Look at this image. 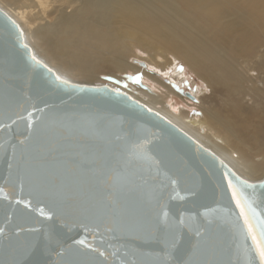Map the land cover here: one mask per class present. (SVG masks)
<instances>
[{
    "label": "water",
    "instance_id": "1",
    "mask_svg": "<svg viewBox=\"0 0 264 264\" xmlns=\"http://www.w3.org/2000/svg\"><path fill=\"white\" fill-rule=\"evenodd\" d=\"M105 79L118 86L61 76L0 6V264H249L228 180L254 184L264 216V178L242 177L144 87Z\"/></svg>",
    "mask_w": 264,
    "mask_h": 264
},
{
    "label": "bare ground",
    "instance_id": "2",
    "mask_svg": "<svg viewBox=\"0 0 264 264\" xmlns=\"http://www.w3.org/2000/svg\"><path fill=\"white\" fill-rule=\"evenodd\" d=\"M4 1L24 9V14L34 0ZM71 1L79 3L74 8L64 6L54 20L41 23L31 41L19 22L38 58L64 78L88 84H103L96 80L104 67L116 69L121 81L128 70L145 72L142 67L148 65L138 58L137 49L147 54L149 63L161 64L164 70L173 63L159 60L167 54L184 60L214 89V103L204 107L207 123L192 113L183 117V107L172 108L162 96L150 92V87H144L150 94L147 100L132 93L220 156L242 177L250 181L264 178L258 177L264 170V0ZM148 76L163 85L169 95L178 92L182 99L189 97L199 104L205 96L203 87L189 95L186 91L185 97L176 85L163 83L160 75ZM176 82L180 83L178 78ZM130 84L123 89L131 92ZM136 86L142 89L140 83ZM243 141L249 144L246 153L235 150V143L245 144Z\"/></svg>",
    "mask_w": 264,
    "mask_h": 264
},
{
    "label": "rangeland",
    "instance_id": "3",
    "mask_svg": "<svg viewBox=\"0 0 264 264\" xmlns=\"http://www.w3.org/2000/svg\"><path fill=\"white\" fill-rule=\"evenodd\" d=\"M0 2H1L0 6L2 8L5 6V8L3 9L9 12L12 16H14V18L18 20V22L22 24V26L24 27L27 33L28 40L30 41L32 40L34 31L40 26L41 23L54 20L55 14H57L58 10L62 9L64 6H66L67 8H70L71 6V8H74L79 3L77 1L72 2L71 0L70 1L48 0V4H46L45 0H34L33 3L29 2L31 6L30 8H27V13L22 14L24 9L18 8L14 5H8L6 1L4 0H0ZM47 5L49 6L47 7ZM43 8L46 9L45 12L42 11ZM37 17H40L42 19H37ZM135 51L138 55V58L140 59L141 57L142 58L141 61L145 62L148 65L147 67H144V66L142 67L143 70H145V72L128 70L127 72H125L124 74L122 73V74L125 76L126 73H129V74L134 75L135 77L139 76L140 77L139 82L135 81V82H132V84L135 83V85H137V83H140L142 85L141 87H145L147 88V90H148V87H150L151 88L149 89L150 92H152L153 94L155 93V94L162 96L164 100L167 101V103L172 105V108L177 109L179 107H183L185 110L184 112L185 114L183 117H185L188 113H192L191 115H194L195 118H199L204 123H207V116L204 112V107L210 108L211 103H214L212 101L214 89L211 87H208L206 82L203 79H201L194 71H192L190 67L185 63L184 60L175 58L172 54H169V55L167 54L165 57H162L161 59H159L162 63L165 61L173 62L172 64H170L168 68L166 67L164 70L161 64L159 66H156V65L153 66V64L149 63V61L146 59L147 54H145L143 51H139L138 49ZM166 58L169 60H167ZM100 73H101L100 76L96 80L97 83H109V84H112L113 86H118L116 84L114 85V83L108 82L105 79V76H110V75L120 76L121 74L117 72L116 69L112 67H104L100 70ZM148 74H151V75L155 74L156 76L160 75L161 79L164 80L163 83L176 85L175 88L177 87L176 88L177 91L179 92L182 91L185 97H187V94L185 93L186 91L193 93L194 90L196 89L201 90L202 87L205 90L203 92L205 96L202 93V97L203 96L204 97L200 100V104H199L198 101L194 103L193 101L189 100V97H187L186 99H182L180 96H178V92L172 93L169 95L167 93V90L163 87V85L160 86L154 79L149 77ZM173 77H175L176 79L177 78L179 79L180 83L178 85H177L176 79L175 78L173 79ZM126 80L127 79L125 78L122 81L125 82L126 84H130V82ZM187 103H190V104H187ZM220 110L222 111V109ZM225 112L227 113L226 110ZM219 133L225 134L226 137L231 142V144H233L232 139L229 138V136L227 135L225 131L220 130ZM243 142H245V144L243 143L240 144L237 142L235 143V150L240 151V153H246L247 147H248L247 145H249L248 142L246 141H243ZM261 176H264V170H263V173L260 174L258 177H261ZM256 180H258V178H256L255 181Z\"/></svg>",
    "mask_w": 264,
    "mask_h": 264
},
{
    "label": "snow or ice",
    "instance_id": "4",
    "mask_svg": "<svg viewBox=\"0 0 264 264\" xmlns=\"http://www.w3.org/2000/svg\"><path fill=\"white\" fill-rule=\"evenodd\" d=\"M14 23V22H13ZM25 47H27L25 45ZM31 59L33 61H36L35 56H32ZM36 63H41L39 61H36ZM46 68L47 66L44 65ZM50 71V70H49ZM134 79L139 82L140 77H134ZM56 80L59 81L63 85H70V82L67 80H63L61 77L57 76ZM118 92V90H116ZM29 126H31V113H29ZM143 148V145L139 146ZM235 177V183L231 179L228 180V188L231 190V199L235 201L236 207L239 209V215L237 217V221L240 220L243 221V223L240 225V231L245 239L247 241L249 238L252 241L251 246H246V252L249 254V264H252V261L258 257L259 264H264V216H261L254 205V199L251 198L248 193L247 189H254L256 186L254 184L249 183L246 180L241 179L238 176H235V174H232ZM173 185L177 183V181L173 180L171 181ZM5 189L0 188V194H4ZM183 199V197H180ZM20 203H24L26 206L31 207L30 201H19ZM41 216H47L51 218L53 216L52 212H45L43 208L39 209ZM163 215L165 219L168 217V212L165 210L163 212ZM180 224H184L185 220L183 217V214H181ZM4 229L0 228V233H3ZM35 231V230H33ZM197 235H200L199 232H197ZM80 245H85L84 240H80L77 242ZM175 244V236H173V246ZM88 248H93L92 244H87ZM96 252H98L100 255H105L104 252H102L99 248L94 249Z\"/></svg>",
    "mask_w": 264,
    "mask_h": 264
}]
</instances>
